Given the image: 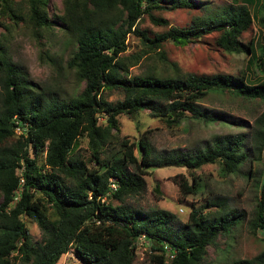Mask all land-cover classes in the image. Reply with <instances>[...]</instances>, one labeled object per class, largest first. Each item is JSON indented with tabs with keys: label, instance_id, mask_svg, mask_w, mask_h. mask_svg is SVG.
I'll list each match as a JSON object with an SVG mask.
<instances>
[{
	"label": "trees",
	"instance_id": "1",
	"mask_svg": "<svg viewBox=\"0 0 264 264\" xmlns=\"http://www.w3.org/2000/svg\"><path fill=\"white\" fill-rule=\"evenodd\" d=\"M51 1L0 0V27L25 25L42 46V39L54 34L64 37L71 46L66 71L82 85L79 92H66L33 82L0 40V264H57L68 252L79 264H134L140 242L148 246V264H208L209 247L246 219L244 210L224 198H208L191 204L182 222L170 211L135 207L126 199L145 190L144 177L154 168L190 171V181L185 175L176 181L183 196L201 191L193 172L207 164H219L226 176L248 160L246 177L251 178L252 165L264 156V110L251 124L198 103L210 93L264 101V0H233L215 11L202 0H61L59 12L51 11ZM165 9L200 13L188 27L168 26L154 13ZM144 15L167 30L152 37L140 30ZM255 21L262 31L245 44L241 36ZM132 33L142 49L129 54ZM214 33L218 48L249 54L253 79L244 71L237 76L185 73L167 58L165 42L185 46ZM148 57L159 60L162 69L152 66L132 75L130 68ZM40 60L57 63L48 47ZM105 90L120 91L122 99L108 101ZM143 110L169 129L192 118L238 124L249 134L216 135L196 150L155 155L151 129L137 142L119 134L118 116L135 117ZM11 138L16 140L10 144ZM82 139L88 156L78 151ZM110 179L118 184L116 191H110ZM256 202L248 221L251 234L264 233V185ZM29 221L40 229L39 240H33ZM225 264H264V249Z\"/></svg>",
	"mask_w": 264,
	"mask_h": 264
},
{
	"label": "rangeland",
	"instance_id": "2",
	"mask_svg": "<svg viewBox=\"0 0 264 264\" xmlns=\"http://www.w3.org/2000/svg\"><path fill=\"white\" fill-rule=\"evenodd\" d=\"M206 1L211 11L233 3V0H202ZM51 11L59 12L61 0L51 1ZM156 15L168 20V26L188 27L194 16L199 14L197 9H165L155 11ZM140 30H145L151 37L155 33L167 30L168 26L153 24L147 15L137 24ZM262 27L255 21L251 28L241 36L245 44L254 43ZM216 33L205 36L200 42H190L185 46L165 42L163 48L167 58L177 64L182 72L198 75L225 74L237 76L244 71L248 78L253 79L251 74L255 65L249 66L251 58L246 53H228L218 48L215 44ZM0 40L8 48L13 61L23 66L29 78L40 84L49 85L52 88H62L66 92H79L82 85H77L71 72L66 71L65 65L71 51V46L59 33L54 34L51 39H42V46L31 35L25 25L10 26L9 29L0 27ZM127 53L137 52L142 49L140 38L132 33L127 37ZM258 42V41H257ZM49 48L56 64L49 65L40 60L42 49ZM257 55L260 49L257 43ZM152 66L162 69V63L153 58H144L138 65L130 68L132 75L143 73ZM260 75V74H259ZM1 90V89H0ZM103 96L108 101L122 99L118 90H105ZM201 108L226 115L228 118L251 123L264 110V101L245 100L241 97L226 93H210L198 103ZM225 116V117H226ZM224 117V116H223ZM224 117V118H225ZM103 118L100 119L102 121ZM120 136H127L131 141L137 142L146 129H151L150 142L154 148L155 155L172 149L196 150L205 147L214 136L236 134L249 129L241 128L238 124L226 125L221 122H203L192 118L181 120L177 128L169 129L158 118H153L147 110L140 111L135 117L126 114L118 116ZM121 139V137H119ZM11 138L8 143L15 142ZM247 141V146H249ZM79 153L88 156L86 140L82 139L78 147ZM263 160L252 165L253 175L246 177L250 167L249 161L244 162L240 171L236 174L223 176L220 174L219 164H207L200 169L194 170V175L199 177L201 191L197 195L183 196L176 184L180 176L185 175L190 181V171L184 167H162L149 170L145 175V190L135 196L126 199L127 203L144 209L160 208L174 213L182 222L188 219L191 204L199 206L206 203L208 198H224L229 206L244 210L246 219L230 233L222 235L217 239L215 246L208 249V264H225L235 258H251L264 249V233L257 231L251 234L248 221L252 218L256 201L264 185V156ZM158 186L159 189H156ZM159 192V194H158ZM1 201V198H0ZM28 229L33 240H39L41 231L38 226L29 221ZM134 264H148L149 249L145 243L140 242L136 251ZM57 264H79L76 257L68 252L64 254Z\"/></svg>",
	"mask_w": 264,
	"mask_h": 264
},
{
	"label": "built area",
	"instance_id": "3",
	"mask_svg": "<svg viewBox=\"0 0 264 264\" xmlns=\"http://www.w3.org/2000/svg\"><path fill=\"white\" fill-rule=\"evenodd\" d=\"M118 188V184L114 181V179H110V191H116Z\"/></svg>",
	"mask_w": 264,
	"mask_h": 264
}]
</instances>
